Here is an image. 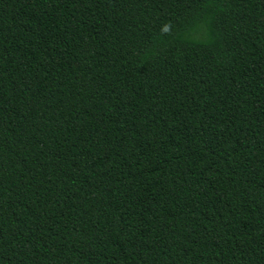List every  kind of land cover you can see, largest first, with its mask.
<instances>
[{
	"label": "trees",
	"instance_id": "trees-1",
	"mask_svg": "<svg viewBox=\"0 0 264 264\" xmlns=\"http://www.w3.org/2000/svg\"><path fill=\"white\" fill-rule=\"evenodd\" d=\"M0 264H264V0H0Z\"/></svg>",
	"mask_w": 264,
	"mask_h": 264
}]
</instances>
